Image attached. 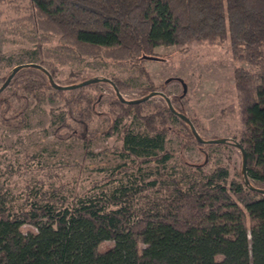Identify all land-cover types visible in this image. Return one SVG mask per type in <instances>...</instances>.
<instances>
[{
    "label": "trees",
    "instance_id": "16d2710c",
    "mask_svg": "<svg viewBox=\"0 0 264 264\" xmlns=\"http://www.w3.org/2000/svg\"><path fill=\"white\" fill-rule=\"evenodd\" d=\"M24 3L35 46L19 56L0 57V70L39 64L56 80L55 59L63 55L80 62L85 57L103 64L129 62L148 84L133 100L157 91L143 65L159 46L228 43L233 60L242 64L233 75L244 114L241 147L250 185L242 172L232 177L223 165L208 171L207 160L191 164L167 151L171 135L182 148L231 144H201L168 104L152 98L128 104L116 94L108 126L92 136L117 134L126 162L109 171L107 186L84 195L72 197L44 183L29 184L20 193L0 189V264H224L246 258L249 234L264 235V194L250 188L264 190V0H0L19 9ZM54 39L58 44L48 47ZM26 72H39L45 80L23 76ZM80 77L75 74L65 86L76 85ZM109 77L121 94L137 85ZM9 87V94H0L2 123L8 128L28 125L30 98L42 104L46 97L61 96L85 129L95 114L97 99L83 94L86 87L66 98V90L53 88L35 68L19 71ZM14 99L23 102L18 109ZM190 120L198 132L199 121ZM61 123L74 133L65 113ZM27 225L35 230L25 232ZM105 242L114 244L102 250Z\"/></svg>",
    "mask_w": 264,
    "mask_h": 264
},
{
    "label": "rangeland",
    "instance_id": "374dc122",
    "mask_svg": "<svg viewBox=\"0 0 264 264\" xmlns=\"http://www.w3.org/2000/svg\"><path fill=\"white\" fill-rule=\"evenodd\" d=\"M26 14L25 3L20 9L0 5V57L19 56L34 48V37L31 35V26L25 20ZM57 44L58 40L54 39L47 46L51 48ZM229 49L228 43H191L176 48L161 45L156 49L155 56L162 60H147L143 66L149 72V78L158 93L152 97L153 103L167 105L170 100L175 109H182V114L198 120V133L204 140L226 139L233 144L243 145L242 135L246 132L244 114L234 87L233 75L235 68L242 64L233 60ZM63 57L58 61L55 59L58 66L55 81L61 86L71 82L78 73L81 77L75 79L77 84L83 79L121 76L137 83L134 88L122 93L128 101L141 98V90L148 86L146 80L139 79L140 74L132 63L118 65L108 60L103 64L102 60L89 57L81 62L66 55ZM11 72L12 70H0V89L6 82L5 76ZM23 76L45 80L39 72H26ZM95 86L86 87L83 93L97 99L95 114L87 129L70 116L69 113L73 111L66 106L61 96L54 101L46 97L42 104L30 98L28 125L21 130L5 127L2 123L4 113L0 110V189L5 187L14 193H20L29 184L44 183L46 187L54 184L64 194H72L74 197L96 192L100 186L108 185L107 182L111 179L108 178L109 171L126 162L120 153L123 142L117 134L110 138L100 134L94 138L92 133L105 130L108 126L111 108L109 103L117 92L110 83L103 82ZM10 92V87H7L2 94ZM72 92L66 90L64 96L70 99L79 94ZM22 103L14 99L16 109ZM64 113L73 134L62 127L61 118ZM10 115L11 113L6 114L8 118ZM178 125L173 124L175 128H181ZM85 140H91L89 147ZM167 148V151L173 153L174 160L184 157L191 164H202L207 160L209 163L205 168L208 171L223 165L229 167L232 177H238L242 172L243 156L234 145L182 148L180 139L171 135ZM119 175L123 176L124 173ZM23 229L25 232L35 230L29 225ZM113 244L105 242L101 249H107ZM248 246L246 258L239 257L224 264H264V235L249 234ZM217 259L220 262L224 260L223 257Z\"/></svg>",
    "mask_w": 264,
    "mask_h": 264
},
{
    "label": "water",
    "instance_id": "95a60500",
    "mask_svg": "<svg viewBox=\"0 0 264 264\" xmlns=\"http://www.w3.org/2000/svg\"><path fill=\"white\" fill-rule=\"evenodd\" d=\"M146 60H150L151 62L152 61H159V60H162L161 58L159 57H156V56H147L145 57ZM24 68H35V69H38L42 72H44L48 77H49V80H50V83L51 85L53 86V88L57 89V90H74V89H78V88H81V87H86V86H89V85H93V84H97V83H101V82H106V83H112L111 80H108V78H92V79H89V80H86L80 84H76V85H71V86H61L59 85L58 83H56V81L54 80V78L52 77V75L49 73V71L39 65V64H27V65H20V66H17L16 68L13 69L12 73L10 74V76L8 77V79L6 80V82L4 83V85L1 87L0 89V94H2V92L7 88L9 87L11 81L13 80V78L17 75V73L19 71H21L22 69ZM117 92V96L118 98L123 101V102H127L128 104L131 103V104H134V103H138V102H144V101H148L149 99H151L152 97L156 96L158 93L154 92V93H151L150 95H148L147 97L143 98V99H140V100H131V101H127L123 95L118 92L117 90L118 89H115ZM170 100H168V105L171 109V111L173 112V114L179 116L184 122H186L188 124V126L191 127V130L194 134V137L201 143V144H204V145H207V144H210V145H219V144H231V145H234L236 146V148L240 149L241 153H242V156H243V166H242V173L244 175V178H245V185H250V180H249V177L247 175V156H246V152H245V149L242 148L241 144H238V143H232V142H228V140L226 139H215V140H204L200 135L199 133L197 132L196 128L194 127V125H192V121L190 120V118H188L186 115L184 114H181L179 113L178 111H176V109L173 107V105L171 104V102H169ZM250 188L252 190H256L262 194H264V190L262 189H257V188H254L253 186H250Z\"/></svg>",
    "mask_w": 264,
    "mask_h": 264
}]
</instances>
